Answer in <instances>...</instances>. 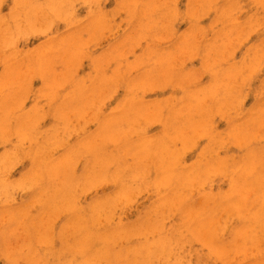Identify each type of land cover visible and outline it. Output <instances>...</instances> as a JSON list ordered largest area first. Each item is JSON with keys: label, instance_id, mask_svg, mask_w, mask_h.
Masks as SVG:
<instances>
[{"label": "rangeland", "instance_id": "obj_1", "mask_svg": "<svg viewBox=\"0 0 264 264\" xmlns=\"http://www.w3.org/2000/svg\"><path fill=\"white\" fill-rule=\"evenodd\" d=\"M133 1L0 0V264H264V0Z\"/></svg>", "mask_w": 264, "mask_h": 264}, {"label": "bare ground", "instance_id": "obj_2", "mask_svg": "<svg viewBox=\"0 0 264 264\" xmlns=\"http://www.w3.org/2000/svg\"><path fill=\"white\" fill-rule=\"evenodd\" d=\"M136 1H137V0L133 1L132 3H135ZM222 1L225 2L224 0H222ZM226 1L228 2V0H226ZM231 1L234 2V0H231ZM236 1H240V0H236ZM252 1H253V0H252ZM254 1H256V0H254ZM175 2H176V0H175ZM223 2H222V3H223ZM227 2H226V3H227ZM233 2H231V4L234 6ZM246 2H247V1H246ZM258 2H260V1L258 0L257 3H258ZM234 3H235V2H234ZM238 3H239V2H238ZM238 3H235V5L238 4ZM260 3H264V1H263V2H260ZM143 4H144V3H143ZM239 4H240V3H239ZM248 4H249V3H248ZM253 4H254V2H253ZM141 5H142V4H141ZM171 5H172V4H171ZM223 5H224V4H223ZM226 5H228V4H226ZM254 5H255V4H254ZM138 6H139V5H138ZM229 6H230V4H229ZM249 6H250V8H251L252 3L249 4ZM255 6H256V5H255ZM257 6H258V5H257ZM257 6H256V8H257ZM143 7H145L146 10L150 11V10L147 8V4L144 5V6H142V8H141L140 10H142ZM236 7H237V5H236ZM145 8H144V9H145ZM154 8H155V7H154ZM154 8H153V10H154ZM170 8L173 10V7H170ZM174 8H175V7H174ZM237 8H238V7H237ZM256 8H255V9H256ZM255 9H252L251 11H253V10H254L255 12L258 11V10H255ZM260 9H261V8H260ZM146 10H145V11H146ZM248 10H249V7H248ZM142 11H144V10H142ZM175 11H177V10H175ZM249 12H250V10H249ZM145 13H147V12H145ZM238 13H239V12H238ZM253 13H254V12H253ZM257 14H258V13H257ZM250 16H251V14H250ZM252 16H253V15H252ZM252 16H251L252 19H253V17H254V18L256 17V15H254L253 17H252ZM249 18H250V17H249ZM184 19H185V17H184ZM256 19H257V18H256ZM249 20H251V19H249ZM254 20H255V19H254ZM263 20H264V19H263ZM183 21H184V20H183ZM251 21H252V20H251ZM255 21H256V20H255ZM232 22H233V21H231V23H232ZM252 22H253V21H252ZM262 22H263V21H262ZM144 23H145V22H144ZM144 23L142 24V26L144 25V27H141V26H140V27L142 28L141 30H143V29L146 27V26H145L146 23H145V24H144ZM202 23H203V22H202ZM253 23H254V22H253ZM250 24H251V22H250ZM257 24H258V22H257ZM257 24H256V25H257ZM263 24H264V23H263ZM147 25H148V24H147ZM259 25H260V24H259ZM258 27H259V26H258ZM263 27H264V26H263ZM146 28L148 29L149 27L147 26ZM146 28H145V29H146ZM90 29H91V28H90ZM92 29H93V27H92ZM112 29H113V28H112ZM145 29H144V31L147 30V29H146V30H145ZM175 29H176V28H175ZM86 30H88V29H86ZM252 32H254V31H252ZM249 35H250V33H249ZM14 36H15V35H14ZM109 39H110V37H109ZM262 39H264V38H262ZM76 40H77V39H76ZM79 40H80V38H79ZM79 40H77V42H76L77 44H74V42H75V40H74V42H73L74 46H73V44H71V45H72L73 47H75V45H78V43H80ZM259 41H261V40H259ZM261 47H262V46H261ZM263 47H264V46H263ZM263 47H262V48H263ZM64 50H65V49H63V51H64ZM250 50H251V49H250ZM256 51H258V50L256 49ZM260 51H261V50H260ZM61 52H62V50H61ZM66 52H67V51L65 50L64 53H66ZM235 52H236V51H235ZM254 52H255V50H253L252 53H254ZM262 52H263V51H262ZM64 53L62 52V54H64ZM257 53H258V52H257ZM60 54H61V53H60ZM69 54H72V55H73V53H69ZM249 54H250V53H249ZM254 54H255V53H254ZM66 55H68V54H66ZM66 55H61V56H62V58H64L63 56H66ZM70 56H71V55H68L67 57H70ZM73 56L75 57V55H73ZM73 56H72V57H73ZM251 56H252V55H251ZM255 56H256V55H255ZM67 57H66L65 61H69V60L72 58V57H70V59L68 60ZM74 57H73V58H74ZM75 58H76V57H75ZM75 58H74V59H75ZM259 59H261V58H259ZM47 60H48L47 62L50 61L49 59H47ZM63 60H64V59H63ZM65 61H64V62H65ZM70 61H72V60H70ZM74 61H76V60H74ZM45 62H46V61H45ZM47 62H46V63H47ZM67 63H68V62H67ZM81 63H82V62H81ZM258 63H259V61H258ZM262 63H263V62H262ZM37 64H38L37 67L40 68V64H41V63H37ZM43 64H44V63H43ZM259 65H260V64H259ZM261 65H262V64H261ZM41 66H42V65H41ZM44 66H48V64H46V65H44ZM44 66H43V67H44ZM196 67H197V66H196ZM196 67H195V68H196ZM249 67H250V66H249ZM252 67H253V66H252ZM39 70H40V69H39ZM41 70H42V68H41ZM249 70H252V68L248 69V73H247V74H249V73L251 72V71H249ZM255 70H256V68H255ZM253 71H254V69H253ZM249 77H251V76H249ZM112 80H113V79H112ZM33 85H34V84H33ZM247 88H248V87H247ZM247 90H248V89H247ZM150 96H151V95H150ZM115 98H116V97H115ZM198 98H199V97H198ZM244 99H245V98H244ZM258 102H259V100H258ZM262 102H263V105H264V101H262ZM136 105H137V104H136ZM257 105H258V104H257ZM255 106H256V105H255ZM184 115H185V114H184ZM176 116H177V115H176ZM185 116H188V115H185ZM83 117H84V116H83ZM262 118H264V117H262ZM250 120H252V118H251ZM71 121H72V120H71ZM258 122H259V120H258ZM39 123H40V122H39ZM255 124H256V123H255ZM87 125H88V124H87ZM175 125H177V124L175 123ZM256 125L259 126V123L256 124ZM177 126L179 127L180 125H177ZM7 127H8V126H7ZM154 127H155V126H154ZM253 127H254V126H253ZM177 129H179V128H177ZM150 130H152V129H150ZM111 131H112V130H111ZM114 132H115V131H114ZM245 132H246V131H245ZM110 133H111V132H110ZM112 133H113V131H112ZM112 133H111V134H112ZM104 134H105V133H103V135H104ZM106 134H107V133H106ZM106 134H105V136H106ZM107 135H108V134H107ZM113 135H114V134H113ZM108 136H109V135H108ZM111 136H112V135H111ZM116 136H117V135H116ZM116 136H115V137H116ZM249 136H250V135H249ZM252 136H253V135H251L250 137H252ZM100 137H101V135H100ZM106 137H107V136H106ZM106 137H104V138L101 137V138H100V142L102 141V139L105 140ZM259 137H260V136H259ZM111 138H112V137L109 136V138L107 137L106 140L110 139V140H108V141H111V140H112ZM239 138H240V137L237 138V141H239V140H238ZM260 138H261V137H260ZM115 139H116V138H113V141H114ZM117 139H118V137H117ZM117 139H116L115 143H117ZM241 140H243V139H241ZM113 141H111V142L113 143ZM245 141H246V137H245ZM195 142H196V141H195ZM251 142H252V141H251ZM103 143H104V142H103ZM239 143H240V141H239ZM92 144H93V143H92ZM89 147H90V146H89ZM82 148H83V147H82ZM99 148H100V147H99ZM101 150H102V149H101ZM102 151H103V150H102ZM97 152H98V151H97ZM97 152H96V153H97ZM219 152H220V151H219ZM228 152H229V151H228ZM234 152H235V151H234ZM191 154H192V153H191ZM97 155H98V153H97ZM255 159H256V158H255ZM262 160H263V159H262ZM254 164H255V163H254ZM252 165H253V164H252ZM256 165H257V164H255V166H256ZM258 165H260V164H258ZM258 165H257V166H258ZM235 167H236V166H235ZM260 167H261V166H260ZM260 167H259V169H260ZM262 167H264V166L262 165ZM247 168H248V167H247ZM54 170H55V169H54ZM244 170H247V169L245 168ZM244 170H243V171H244ZM251 170L253 171V169H251ZM261 170H262V169H261ZM43 171H44V169H43ZM46 171H47V170H45V172H46ZM50 171H51V170H50ZM240 171H242V169H241ZM249 171H250V170H249ZM254 171H255V169H254ZM10 172H11V171H10ZM39 172H40V171H39ZM55 172H56V171H55ZM59 172H60V171H59ZM59 172H58V173H59ZM52 173H53V171H52ZM56 173H57V172H56ZM49 174H50V172H49ZM52 175H53V174H52ZM52 175L50 174V175H48V176H49V177H50V176L52 177ZM54 175H55V174H54ZM54 175H53V177H54ZM38 176H39L38 181H41V180H40V179H42V178H40L41 175L39 174ZM45 176H47L46 173H45ZM48 176H47V177H48ZM57 176H58V174H57ZM55 177H56V175H55ZM244 177H245V176H244ZM37 178H38V177H37ZM168 178H170V177H168ZM166 179H167V178H166ZM243 179H244V178L242 177L241 180L243 181ZM250 179H251V177H250ZM35 180H36V179H35ZM241 180L239 179V181H241ZM244 180H245V179H244ZM248 180H249V179H248ZM248 180L243 181V183H244L243 186L245 185V182H247ZM38 181H37V182H38ZM168 181H170V179H168ZM168 181L166 180L167 183H168ZM223 181H224V180H223ZM21 182H22V181H21ZM26 182H27V180H26ZM26 182H23V184L26 183ZM35 183H36V181H35ZM35 183H34V185H35ZM169 183H170V182H169ZM221 183H222V182H221ZM247 183H248V182H247ZM247 183H246V185H247ZM259 183H260V182H259ZM259 183H257V184H259ZM20 184H22V183H20ZM64 184H65V183H64ZM64 184H63V185H64ZM257 184H256V185H257ZM66 185H67V184H66ZM69 185H70V184H69ZM106 185H107V184H106ZM38 186H39V185H38ZM42 186H43V185H42ZM251 186H252V185H251ZM251 186L249 185V186H248L249 188H248V187H247V188L250 189ZM259 186H260V185H259ZM259 186H258V187H259ZM261 186H262V185H261ZM39 187H41V186H39ZM67 187H68V186L61 187V191H62V189H63V191H67L66 189L70 190L71 187H69V188H67ZM255 187H256V186H255ZM2 188H3V186H2ZM52 188H53V187H52ZM52 188H51V189H52ZM239 188H240V187H239ZM247 188H246V190H247ZM259 188L261 189V188H263V187H259ZM259 188H258V189H259ZM53 189H54V190H57L58 188L55 189V187H54ZM64 189H65V190H64ZM76 189H77V188H76ZM251 189H253V188H251ZM256 189H257V188H256ZM263 189H264V188H263ZM44 190L47 191V189H44ZM58 190H60V189H58ZM58 190H57V191H58ZM242 190H243V188H242ZM244 190H245V189H244ZM7 191H8V190H6V191H4V192H7ZM50 191H51V190H50ZM52 191H53V190H52ZM57 191H56V192H57ZM61 191H60V192H61ZM75 191H76V190H75ZM256 191H258V190H256ZM40 192L42 193V191H40ZM48 192H49V191H48ZM56 192H55V194H53V197H58V196L61 194V193L59 194V192H58V193H57L58 196H57V195H56ZM261 192H264V191L261 190ZM66 193H67V192H66ZM241 193H242V192H241ZM11 194H12V193H11ZM43 194H45V193H43ZM47 194H48V193H47ZM47 194H45V195H47ZM242 194H243V193H242ZM242 194H241V195H242ZM249 194H250V193H249ZM249 194H248V195H249ZM263 194H264V193H263ZM263 194H262V195H263ZM61 195H62V194H61ZM38 196H39V195H38ZM50 196H52V195H50ZM50 196H49V198H51ZM63 196H64V195H63ZM131 196H132V195H131ZM42 197H43V199H44V198L46 199V196L44 197V196L42 195ZM47 197H48V195H47ZM61 197H62V196H61ZM36 198H37V197H36ZM36 198H35V201L37 200ZM49 198H48V199H49ZM66 198H67V195H66ZM263 198H264V196H263ZM54 199H55V198H54ZM233 199H234V198H233ZM237 199H238V198H236V200H237ZM64 200H65V199H64ZM64 200H63V201H64ZM67 200H68V202H69V199H67ZM67 200H66V201H67ZM239 200H240V199H239ZM39 201H40V200H39ZM43 201H44V200L41 201V202H42V205H41V202H40V203H39L40 206L38 205L37 208L44 207V205H45L44 203L47 202L48 200H47V201H44V203H43ZM50 201H52V200H50ZM229 201H231V200H229ZM233 201H235V200H233ZM33 202H34V201H33ZM36 202H37V201H36ZM36 202H35V203H36ZM52 202H53V201H52ZM52 202L50 203V205H52V204L54 205V203H52ZM63 203H64V202H63ZM239 203H240V202H239ZM239 203H238V204H239ZM242 203H243V202H241L239 205H238V204H235V203H234L233 205H232V204L229 205V204L227 203L225 208H227V211H228L229 213H233V212H236V211H234V210H237V209H238L237 207H239V208H245V207H242ZM36 204H37V203H36ZM43 204H44V205H43ZM64 204H65V203H64ZM34 205H35V204H34ZM53 205H52V206H53ZM67 205H68V204H67ZM67 205H66V206H67ZM98 205H101V204H98ZM131 205H132V204H131ZM136 205H137V204H136ZM136 205H135V206H136ZM234 205H235V206L237 205V206L234 207ZM240 205H241V206H240ZM245 205H246V203H245ZM245 205H244V206H245ZM68 206H69V209H70V207H71L70 204H69ZM68 206H67V207H68ZM128 206H129V205H128ZM219 206H220V205H219ZM222 206H223V205H222ZM227 206H230V207L232 206V207H231V208L229 207V210H228V207H227ZM248 206H249V205H247V207H248ZM49 207H50V206H49ZM56 207L58 208V206H56ZM59 207H60V205H59ZM79 207L81 208V206H79ZM79 207H78V208H79ZM247 207H246V208H247ZM23 208H24V207H23ZM50 208H51V207H50ZM50 208H49V209H50ZM52 208H53V207H52ZM80 208H79V209H80ZM87 208H88V207H87ZM96 208H97V206H96ZM96 208H95V209H96ZM233 208H234V209H233ZM49 209H48V210H49ZM69 209H68V211H71V213H72V210H69ZM72 209L75 210V211L77 210V209H74V208H72ZM85 209H86V207H85ZM230 209H231V210H230ZM14 210H15V209H14ZM10 211H12V210H10ZM42 211H43V210H42ZM42 211H41V215H42ZM63 211H64V210H63ZM75 211H74V212H75ZM78 211H79V210H78ZM80 211H81V210H80ZM84 211H85V210H84ZM189 211H190V210H189ZM231 211H233V212H231ZM245 211H247V210H245ZM7 212L9 213V210L6 211V213H7ZM12 212L15 213V211H12ZM24 212H25V211H24ZM60 212H61V211H60ZM65 212H67V210H66ZM86 212H87V211H86ZM187 212H188V210H187ZM247 212H248V211H247ZM75 213H76V212H75ZM78 213H79V212H78ZM88 213H89V212H88ZM190 213H191V212L186 213V218L188 217L187 214H190ZM39 214H40V213H39ZM39 214H38V216H39ZM243 214H244V213H243ZM9 215H10V214H9ZM11 215H13V214H11ZM36 215H37V214H36ZM62 215H63V214H62ZM73 215H74V213L71 214V218H70V217H69L68 219L66 218V219L68 220V222H66V223H67L66 225H69L70 228H71V226H70V222L73 221V220H75V217H74V218L72 217ZM82 215H83V214H82ZM90 215H91V213H90L88 216H90ZM236 215H237V217H238V213H236ZM241 215H242V214H241ZM3 216H5V215H3ZM65 216H66V215H65ZM79 216H80V215H79ZM189 216H191V214H190ZM198 216H199V215H198ZM18 217H19V216H18ZM66 217H68V216H66ZM81 217H83V216H81ZM81 217H80V218H81ZM91 217H92V216L89 217V220L91 219ZM97 217H98V216H97ZM262 217H264V215H262ZM24 218H25V217H24ZM72 218H73V220H72ZM85 218H86V217H85ZM94 219H95V218H94ZM187 219H188V218H187ZM12 220H14V219L12 218ZM67 220H66V221H67ZM69 220H70V221H69ZM80 220H83V219H80ZM112 220H113V219H112ZM190 220H191V219H190ZM260 220H262V219H260ZM260 220H258V221L260 222ZM84 221H86V220H84ZM84 221H83V222H84ZM258 221H257V222H258ZM75 222H77L76 225H78V226H75V228L78 227V228H77V229H78V232L81 231V232L83 233V231H84L85 228H84L83 230H80V229L83 228V225H84V224L86 225V223L82 224V222H81L80 224H82V225L80 226L79 223H78L79 220H77V221H75ZM89 222H90V221H89ZM96 222H97V221H96ZM96 222H95V223H96ZM263 222H264V221H263ZM260 223L262 224V221H261ZM260 223H259V224H260ZM21 224H23V223H21ZM30 224H31V223H30ZM194 224H195V223H194ZM199 224H200V222H199ZM32 225H33V224H32ZM36 225H37V224H35V226H36ZM71 225H72V222H71ZM85 225H84V226H85ZM186 225H187V224H185L183 227L187 228ZM257 225H258V224H256L255 227H256ZM92 226H93V225H92ZM94 226H97V225H94ZM94 226H93V227H94ZM160 226H162V224H160ZM190 226H192V224H191ZM190 226H189V227H190ZM246 226H247V225H246ZM36 227H37V226H36ZM79 227H80V228H79ZM85 227H86V226H85ZM162 227H163V226H162ZM200 227H201L202 229H201ZM200 227H199V228H200L202 231H199L198 228H197V231L195 230V228H194V230L197 232V234H201V235L203 234V236L200 235V237H201V238L203 237V238H204L203 241H205V238H206V237H204V235H205L204 233H206L207 231L209 232V230H205V231H206V232H205V231H203V230H204L203 226L200 225ZM258 227H259V226H258ZM258 227H257V228H258ZM33 228H34V227H33ZM41 228H43V227H41ZM86 228H87V227H86ZM96 228H97V227H96ZM96 228H95V230H93V229H94V228H93L92 230H90V232H86V229H85V233H83V236H84V238L89 237V242H90V243H92L93 240H96V242H97V243H96V245H97L96 247H97V248L94 246L93 248L96 249V250H93V249H92V250L94 251V254H95L94 257H97V258H98V257H103L104 254H105V252H106L105 255L108 256V258H107L106 256H105V258H106V261L108 262V261H109V257H110V256H109V252H110V254H111V253H113V252H112L113 250H115L116 248H118V247H117V244H116V245L114 244V245L116 246V248L113 249L114 246L112 247L111 243H112L113 239H114L115 237H118L119 235L117 236L116 233H114V232H112L111 230H109L110 228H106V230H105L106 233H105L104 231H102L103 228L100 229V230H101L102 232H104V233H102V232L100 233L99 229H98V231H96ZM169 228H170V227H169ZM217 228H218V227H217ZM259 228H261V227H259ZM71 229H74V228H71ZM88 229H91V226H90V228H87V231H89ZM111 229H113V228H111ZM119 229H122V232H124V231H123L124 228H119ZM119 229H117V227H116V228L114 227V230H119ZM166 229H167V228H166ZM245 229H248V233H249V229H251V228H248V227L245 228V227H244L243 230H245ZM79 230H80V231H79ZM146 230H147V229H146ZM152 230H155V231H156V229H152ZM157 230H159V229H157ZM168 230H169V229H168ZM253 230H254V228H253ZM256 230H257V229H256ZM37 231H38V230H37ZM75 231H76V229H74V231L72 230V233H74ZM107 231H111V232H107ZM125 231H126V229H125ZM150 231H151V229H150ZM155 231H154V232H155ZM166 231H167V230H166ZM210 231H211V230H210ZM251 231H252V230H251ZM251 231H250V233L248 234V233H247V230H246V233H247V235H249V238H250V239H251L252 237H254V235H256V234L253 235V232H254V231H253V232H251ZM259 231H260V230H259ZM35 232H36V231L34 230V233H35ZM38 232H39V231H38ZM69 232H70V231H69ZM76 232H77V231H76ZM81 232H80V233H81ZM117 232H118V231H117ZM122 232L119 233V234H120V237L124 238L125 235L127 236V233H124V234H125V235H124ZM154 232H150V234H153ZM199 232H200V233H199ZM242 232H243V233H242ZM256 232H258V231H255V233H256ZM49 233H50V231H49ZM72 233H69V234H72ZM165 233H166V232H165ZM210 233H211V232H210ZM213 233H214V232H213ZM215 233H216V231H215ZM224 233H225V232H224ZM244 233H245L244 231H241V236H240L241 238H242V236H244V235L246 234V233H245V234H244ZM251 233H252V234H251ZM35 234H36V233H35ZM41 234H42V233H41ZM74 234H75V233H74ZM36 235H37V234H36ZM36 235H34V236H36ZM75 235H76V234H75ZM79 235H80V234H79ZM167 235H168V234H167ZM193 235H194V234H193ZM214 235H215V234H214ZM238 235H239V234H238ZM63 236H65V235L63 234ZM63 236H62V237H63ZM71 236H72V235H71ZM80 236L82 237V235H80ZM155 236H156V235H155ZM212 236H213V234H211V236L209 235V238H206V239H208V240H212V238H213ZM250 236H251V237H250ZM42 237H43V235H42ZM72 237L74 238V236H72ZM72 237H71V238H72ZM77 237H79V236H77ZM128 237H129V236H128ZM216 237H217V235H216ZM216 237H215V238H216ZM238 237H239V236H238ZM35 238H36V237H35ZM69 238H70V236H69ZM126 238H127V237H126ZM129 238H131V237H129ZM170 238H172V237H170ZM170 238H169V239H170ZM201 238H200V239H201ZM210 238H211V239H210ZM255 238H256V237H255ZM45 239H46V238H45ZM81 239L83 240V237H82ZM87 239H88V238H87ZM87 239H86V240H87ZM115 239H117V240L120 239V240H121V238H119V237H118V238H115ZM124 239H125V238H124ZM243 239H244V241H245L246 237L243 238ZM253 239H254V238H252V241H255V240H256V239H255V240H253ZM43 240H44V239H43ZM71 240H72V239H71ZM78 240H79V239H78ZM122 240H123V239H122ZM159 240H160V239H159ZM159 240H158V243H157V248L159 249V255H160V252L162 251V254H161V258H162L164 255H166V253L163 255V252H167V253H169V250H167V249H169V247H168V248L166 247L167 245H166V242H165L164 240H163V241H162V240L159 241ZM246 240H247L246 242H247L248 244H249L250 242H252V241H249V240H248V237H247ZM17 241H18V240H17ZM24 241H25V240H24ZM69 241H70V240H69ZM84 241H85V239H84ZM248 241H249V242H248ZM37 242H39V241H37ZM44 242H45V241H44ZM46 242H48V241H46ZM46 242H45V243H46ZM73 242H74V241H73ZM116 242H117V241H116ZM119 242H121V241H119ZM153 242H154V241H153ZM153 242H151V243L153 244ZM167 242H170V240H168ZM205 242H207V241H205ZM262 242H263V241H262ZM11 243H12V242H11ZM16 243H17V242H16ZM39 243H40V242H39ZM41 243H43V241H42ZM52 243H53V240H52ZM75 243H76L77 248H78V249L76 248V250H78V251H79V250H80V251H85V252H87V253H89V252L91 251L90 248H92V246H91V245H90V246L87 245V244H86L87 241H86L85 244H86L87 247H89V249H88V248H83V247H82V246H83V244H82L83 242H80V243L82 244V246H81V244L78 245V242H75ZM75 243H74V244H75ZM122 243H123V242H122ZM143 243H144V242L140 243V245L143 244ZM146 243L148 244L149 242H145V244H146ZM151 243H150V244H151ZM207 243H208V244H211V243H209V242H207ZM253 243H254V242H252V245H253V246H256V244L254 245ZM74 244H73V245H74ZM120 244H121V243H120ZM138 244H139V243H138ZM150 244L148 245L149 248H150ZM260 244H261V243H260ZM37 245H38V244H37ZM42 245H43V244H42ZM46 245H48V243H47ZM46 245H44V246H46ZM76 245H75V246H76ZM121 245H122V244H121ZM121 245H120V246H121ZM127 245H128V243H127ZM140 245H139V246L137 245V246H138V249L136 248L137 251L135 250V248H133L134 250L131 249V250H133L134 252H133V251H130V249L128 248V249H129L128 252L130 251L129 254L132 253V254H130V255L128 254V256H131V255L134 254L133 256L129 257V259L131 258V260L128 259V256H127V254H126L127 250H123V252L125 251V253H124L125 256H127L126 260H127V261L129 260V261H130V262H129V261L127 262L128 264L131 263V261H134V262L136 261L137 258H136V259L133 258V257H135V254H136V253H137V257H138V255H139V257L141 258V259L138 258L139 260L137 259L138 261H140V263L143 262L142 259L145 258V255H146V254L151 253V251H149L147 248H146V249H147L149 252L146 251V249H145V245L143 246L145 251H143L142 249H141V251H140V250H139V247H142V245H141V246H140ZM153 245H154V244H153ZM153 245H152V246H153ZM49 246H50V245H49ZM51 246H52V245H51ZM69 246H70V245H69ZM75 246H72V247H75ZM250 246H251V243H250ZM134 247H135V245H134ZM146 247H147V245H146ZM6 248H7V247H6ZM38 248H39V247H38ZM231 248L233 249V247H231ZM251 248H253V247L251 246ZM23 249H24V248H23ZM73 249H74V248H73ZM110 249H111V250L113 249V250L111 251ZM119 249H120V248H118V251H121V250H119ZM122 249H123V248H122ZM158 249H156V250H158ZM260 249H261V248H260ZM7 250H8V249H7ZM86 250H87V251H86ZM88 250H89V252H88ZM229 250L232 251L231 249H228L227 253L230 252ZM253 250H254V249H253ZM78 251H76V252H78ZM108 251H109V252H108ZM135 251H136V252H135ZM6 252H7V251H6ZM114 252H115V251H114ZM128 252H127V253H128ZM144 252H147V253H144ZM156 252L158 253V251H156ZM252 252H253V251H252ZM259 252H260V250H259ZM8 253H9V252H8ZM34 253H35V252H34ZM87 253H83V254H87ZM140 253L143 254V256H141ZM230 253H231V252H230ZM254 253H255V251H254ZM257 253H258V251L256 250V254H257ZM262 253H263V252H262ZM9 254H10V253H9ZM80 254H81V252H80ZM116 254H117V253H116ZM119 254H120V253H119ZM170 254H171V252H170ZM170 254H169V255H170ZM256 254H255V256H256ZM263 254H264V253H263ZM33 255H34V254H33ZM114 255H115V254H113V257H114ZM122 255H123V253H122ZM153 255H155V254H153ZM153 255H152V256H153ZM157 255H158V254H157ZM9 256H10V255H9ZM167 256H168V254H167ZM255 256H254V257H255ZM259 256H260V255H258V257H259ZM263 256H264V255H263ZM113 257H112V258H113ZM115 257H116V256H115ZM121 257H123V258H121ZM121 257L119 256V259H121V261L119 260V262H117V264H118V263L121 264V262L124 261V260H123V259H124V256H121ZM142 257H143V258H142ZM155 257H156V261H157V260H160V262L162 261L161 259H158L157 256H155ZM155 257L153 256V259H155ZM30 258H31V257H30ZM88 258H89V257H88ZM105 258H104V260H105ZM116 258H118V257H116ZM116 258H114V260H115ZM132 258H133L134 260H133ZM146 258H147V259H150L151 256H150V258H148V255H147ZM146 258H145V259H146ZM164 258H165V259H164ZM164 258H163V260H165V262H164L163 264L168 263V260H166V256H164ZM172 258H173V257H172ZM172 258H171V259H172ZM261 258H262V257H261ZM17 259H18V258H17ZM153 259H152V260H153ZM168 259H169V256H168ZM86 260H87V259H86ZM122 260H123V261H122ZM126 260H125L124 262H126ZM252 260H254V259H252ZM252 260H249L248 263H249L250 261H252ZM16 261H17V260H16ZM16 261H15V262H16ZM112 261H113V259H112ZM112 261L110 260L109 263H110V262L112 263ZM115 261H117V260H115ZM145 261H146L147 263H151V262H152V261L150 262V261H148V260H145ZM145 261H144V262H145ZM166 261H167V262H166ZM169 261H171V260L169 259ZM100 262H101V261H100ZM144 262H143V263H144ZM154 262H155V261H154ZM254 262H256V261H254ZM72 263H73V262H72ZM85 263H86V262H85ZM109 263H108V264H109ZM113 263H114V261H113ZM115 263H116V262H115ZM115 263H114V264H115ZM135 263H136V262H135ZM140 263L137 262V264H140ZM143 263H142V264H143ZM147 263H144V264H147ZM156 263L159 264L158 261H157ZM156 263H154V264H156ZM161 263H162V262H161ZM169 263H170V262H169ZM263 263H264V262H263ZM73 264H74V263H73ZM123 264H124V263H123ZM170 264H171V263H170ZM249 264H250V263H249Z\"/></svg>", "mask_w": 264, "mask_h": 264}]
</instances>
